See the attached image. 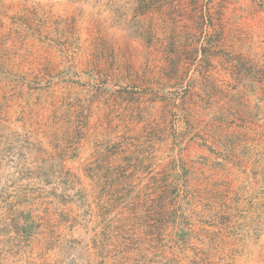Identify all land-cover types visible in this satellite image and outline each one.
<instances>
[{"label": "rangeland", "instance_id": "374dc122", "mask_svg": "<svg viewBox=\"0 0 264 264\" xmlns=\"http://www.w3.org/2000/svg\"><path fill=\"white\" fill-rule=\"evenodd\" d=\"M0 264H264V0H0Z\"/></svg>", "mask_w": 264, "mask_h": 264}]
</instances>
